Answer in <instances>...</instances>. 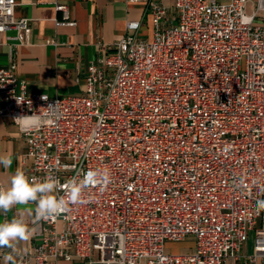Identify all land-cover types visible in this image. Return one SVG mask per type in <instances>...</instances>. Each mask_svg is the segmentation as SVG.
I'll list each match as a JSON object with an SVG mask.
<instances>
[{
  "label": "built area",
  "instance_id": "2783aa9c",
  "mask_svg": "<svg viewBox=\"0 0 264 264\" xmlns=\"http://www.w3.org/2000/svg\"><path fill=\"white\" fill-rule=\"evenodd\" d=\"M17 6L0 0V32L15 29L23 44L31 26ZM56 9L57 25L76 24L67 4ZM150 11L153 36L128 21L90 62L80 95L28 92L16 62L0 68V116L53 121L20 129L29 177L53 176L65 198L70 182L106 177L40 220L41 241L18 264L74 255L79 264H264V27L255 22L264 0H174ZM189 237L192 251H166Z\"/></svg>",
  "mask_w": 264,
  "mask_h": 264
},
{
  "label": "crops",
  "instance_id": "0c3cea01",
  "mask_svg": "<svg viewBox=\"0 0 264 264\" xmlns=\"http://www.w3.org/2000/svg\"><path fill=\"white\" fill-rule=\"evenodd\" d=\"M154 2L173 6L174 0H18L16 16L30 21L31 34L25 43L15 38L17 31L8 29L0 32V68L17 64V74L27 82L28 92H41L51 97L80 95L86 89L87 69L91 61L104 56L111 46L127 33V22H142L139 35L153 36L150 6ZM69 6L70 20L75 25H57L63 12L56 4ZM253 6L247 4V12ZM255 22L264 27V11L259 12ZM27 142L16 122L0 116V155H10V167L0 165V188L10 186V177L17 169L29 176L32 158L25 157ZM56 194V193H55ZM35 203L16 205L7 213L0 211V222L23 216L34 234L21 241L16 249H0V264H18L20 254L30 252L40 243L39 221L35 219ZM250 240L245 251L250 253ZM73 251V249H72ZM11 255V262L5 261ZM75 255L71 260L59 258L52 264H79ZM225 264H237L234 259Z\"/></svg>",
  "mask_w": 264,
  "mask_h": 264
},
{
  "label": "clouds",
  "instance_id": "9594fccd",
  "mask_svg": "<svg viewBox=\"0 0 264 264\" xmlns=\"http://www.w3.org/2000/svg\"><path fill=\"white\" fill-rule=\"evenodd\" d=\"M42 99H47L43 96ZM23 99H17V103H23ZM49 107H54L50 105ZM15 122L20 126L21 131L38 129L45 123L51 124L52 120H44L39 115L17 117ZM12 158L10 155H0V165L10 167ZM98 178L104 179L99 172L87 174L85 179L79 182H70L65 196H57L56 190L59 187L58 179L51 175L45 176L42 180L37 177H29L26 173L17 169L10 177V186L7 189L0 188V211L7 213L16 205L35 203L34 216L37 221L47 220L50 217L58 216L67 211L69 204H77L87 182L95 181ZM264 210V200L257 201V211ZM35 229L31 228L23 216L14 217L11 220L0 222V249L8 248L15 250L21 241H27L34 234ZM5 261L11 262L13 257L5 255Z\"/></svg>",
  "mask_w": 264,
  "mask_h": 264
},
{
  "label": "rangeland",
  "instance_id": "374dc122",
  "mask_svg": "<svg viewBox=\"0 0 264 264\" xmlns=\"http://www.w3.org/2000/svg\"><path fill=\"white\" fill-rule=\"evenodd\" d=\"M250 242H252V236L250 239ZM194 247V241L192 237L187 238L184 241L176 242V241H168L166 244V251L168 253H185L192 251Z\"/></svg>",
  "mask_w": 264,
  "mask_h": 264
}]
</instances>
